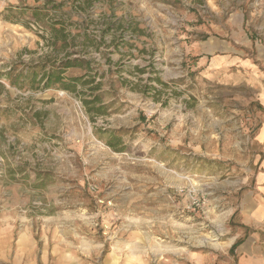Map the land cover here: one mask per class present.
<instances>
[{"label":"rangeland","instance_id":"1","mask_svg":"<svg viewBox=\"0 0 264 264\" xmlns=\"http://www.w3.org/2000/svg\"><path fill=\"white\" fill-rule=\"evenodd\" d=\"M51 1L0 0V264H238L245 215L264 210V0L77 6L97 35L143 29L86 54L111 69L94 116L77 92L22 76L66 54L47 23L67 15L32 14ZM137 65L155 96L130 88ZM101 129L121 130L123 150Z\"/></svg>","mask_w":264,"mask_h":264},{"label":"trees","instance_id":"2","mask_svg":"<svg viewBox=\"0 0 264 264\" xmlns=\"http://www.w3.org/2000/svg\"><path fill=\"white\" fill-rule=\"evenodd\" d=\"M51 2H53L52 5L44 4L33 7L32 14L41 22H44L43 16L45 14L43 12L50 10V8L62 12L63 15H67L65 18H59L47 23L51 38L54 40L53 44L58 50L66 51V54L50 65L43 64L29 67L25 73H22V76L28 78L32 85L36 82L44 81L45 87H57L77 92L81 96L87 111L92 116L107 114L108 105L104 103V94L108 93L110 89H105L102 86V80L97 81V77H105L106 73L111 72V69L109 68L108 71H103L102 73L99 72L94 66L93 59L89 58L86 54L90 52V48L98 50L101 44H105L107 41L105 35L108 33L112 35L108 45L115 44L117 47L119 46L118 42L116 43L118 38H121L120 43L123 45H129L130 40L136 39L143 29L137 23L126 19L118 23L116 21L107 23L106 27L97 35L96 33L88 31V27L84 26L82 21H74L72 19L73 13L79 12L76 7L78 6L79 8L87 10L92 4L91 0H79L77 4L73 2L75 5L73 7L71 6V9L69 7L67 11H64L67 2H56L54 0ZM72 30L75 31L73 32ZM117 31L121 32L118 36H115V32ZM126 33L130 39H126ZM77 39L79 43H75ZM76 44H81V49H75ZM110 61V58H107V62ZM76 69H81L83 73H76L74 71ZM136 70L138 72L136 75L139 77L145 69L137 65ZM153 78L158 83H165L159 76ZM126 80L124 78L122 82L124 83ZM141 80L142 78L139 77L138 81L133 83L130 88L140 91L144 95L155 96L158 91L157 87L149 83L142 84ZM110 88H112V85ZM120 131L116 129L100 130L101 133L103 132V134L107 135L106 143L110 147L123 150V148L117 147L122 142ZM241 241L242 239H237L232 246V250H235Z\"/></svg>","mask_w":264,"mask_h":264},{"label":"crops","instance_id":"3","mask_svg":"<svg viewBox=\"0 0 264 264\" xmlns=\"http://www.w3.org/2000/svg\"><path fill=\"white\" fill-rule=\"evenodd\" d=\"M263 174L261 173V181L264 180ZM254 207L248 211L249 213H246L245 218L247 224L254 226L255 231L246 233L242 238H239L242 241L236 248L239 253L238 264H264V237L258 231L264 227V210L262 212L256 209V205Z\"/></svg>","mask_w":264,"mask_h":264}]
</instances>
